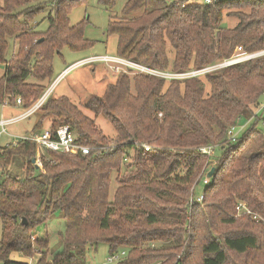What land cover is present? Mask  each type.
Wrapping results in <instances>:
<instances>
[{"label": "trees", "instance_id": "16d2710c", "mask_svg": "<svg viewBox=\"0 0 264 264\" xmlns=\"http://www.w3.org/2000/svg\"><path fill=\"white\" fill-rule=\"evenodd\" d=\"M88 1H2L0 105L20 99L29 107L52 79L56 55L94 46L84 38L85 21H69ZM116 3L99 0L109 12ZM106 35L117 37L119 58L168 73L200 70L237 47L264 51V0H124ZM8 38L17 49L6 61ZM262 106L264 55L184 80L118 74L102 97L84 104L93 118L67 97H48L34 130L46 121L52 130L69 126L78 144L105 150L38 156L24 139L0 148V263L29 264L11 260L16 253L38 255L34 264H85L105 244L108 254L125 253L117 264H264V108L254 115ZM99 117L111 125V140L96 129ZM243 120H251L246 136L230 141L227 131ZM203 147L216 154H201ZM18 166L21 176L8 170ZM123 168L131 173L119 178ZM211 169L201 204L190 203L192 187ZM239 203L260 221L236 217ZM55 214L64 230L52 244L46 227Z\"/></svg>", "mask_w": 264, "mask_h": 264}, {"label": "rangeland", "instance_id": "374dc122", "mask_svg": "<svg viewBox=\"0 0 264 264\" xmlns=\"http://www.w3.org/2000/svg\"><path fill=\"white\" fill-rule=\"evenodd\" d=\"M3 0H0V4H2ZM48 1V0H47ZM124 0H117L115 8L109 12L105 10L101 5H99V0H89L86 5H82L80 7H76L72 9L69 13V21L71 25H76L85 21L83 23V32L84 38L86 40H90L94 42V46L85 51L79 52H71L67 49L61 51L60 55H56L53 59V76L50 81L45 82V92H49L48 96L51 98H58L61 96L67 97L83 114L87 115L90 118L93 116L86 112L83 109L86 101L91 97L100 98L105 92V89L113 84L116 81L117 74L112 73L111 70L107 68L104 63L96 62V63H88L81 65L73 70L69 71L65 74L57 83L56 79L58 75H60L68 66L74 64L75 62L87 59L93 56H115L117 37L116 36H107L106 35V27L108 19L111 15L118 14L123 7ZM40 29L45 30L47 24L45 21H42L40 24ZM17 49V46L13 39H7V50L5 53V60L9 61ZM245 52V51H244ZM264 52V51H263ZM261 53V52H259ZM255 55H259L255 53ZM3 76V69L0 68V78ZM132 76V75H128ZM35 103V102H34ZM34 103H32L29 107L23 109L24 103L21 105H17L16 102L14 106H3L0 105V119H10L20 116L25 113ZM5 105V104H4ZM42 108V107H41ZM41 108L33 113L32 115L25 117L16 123H12L7 125L6 133L0 136V148L5 147L8 144H11L21 138L32 135V131L34 134H38L41 130H34L35 125H37L39 118L38 112ZM49 122H44L42 125V130L48 128L47 125ZM94 125L96 129L105 137L111 140L113 136V129L109 122L103 118L99 117L94 120ZM51 126V125H50ZM241 131L237 135V140H242L245 134L248 132V124L244 120L240 123ZM246 127V128H245ZM51 128V127H50ZM245 128V129H244ZM1 130V128H0ZM36 155L39 156L38 151L35 149ZM216 154V151L214 155ZM35 164L40 165L38 160ZM9 171H13L14 174L22 175L23 170L21 166L18 167H10ZM131 173V169L123 168L119 178L123 177L125 174ZM117 178L116 174L111 175V188L115 186V179ZM204 185L202 183L193 186L191 192L195 196H199L203 193ZM47 231L50 236L51 243L53 244L57 235L62 233L64 230V221L59 214H55L52 219L47 224ZM0 234H1V220H0ZM60 246H56L50 252L51 254H55L57 251H60ZM49 253V254H50ZM108 248L105 244L98 245L96 251L94 249L90 250L86 255L85 264H109L107 263L108 257ZM38 258L36 255L32 259V264L35 263V260ZM49 259L51 256L48 255ZM31 262V261H30ZM1 264V263H0ZM31 264V263H30Z\"/></svg>", "mask_w": 264, "mask_h": 264}, {"label": "built area", "instance_id": "2783aa9c", "mask_svg": "<svg viewBox=\"0 0 264 264\" xmlns=\"http://www.w3.org/2000/svg\"><path fill=\"white\" fill-rule=\"evenodd\" d=\"M206 4H210L214 0H204ZM264 55V54H261ZM261 55H255V54H246L241 47H237L234 50L233 55L226 60L219 61L211 66L205 67L200 70H193L189 72L184 73H168V72H162V71H156L149 68H146L144 66L138 65L134 62H131L129 60H125L122 58H119L117 56H93L89 57L87 59L75 62L74 64H71L68 66L56 79V83L69 71L73 70L74 68H77L81 65L88 64V63H96L101 62L104 63L109 70L112 71L114 74H126V75H135V74H144L149 75L157 78H161L164 80H184L189 78H195V77H202L205 74L212 73L215 71H218L220 69L226 68L228 66L250 60L252 58L261 56ZM49 92L44 93L40 99H38L25 113L21 114L18 117L10 118V119H1L0 120V136L2 134L6 133V127L9 124L16 123L17 121L28 117L38 111L45 101L47 100ZM17 105H21L22 101L20 99L16 100ZM6 106V103L5 105ZM264 106H262L260 109H258L254 115L256 116L260 111H262ZM253 118H251L252 120ZM250 120V121H251ZM248 121L247 124L250 122ZM262 127H264V120L261 123ZM241 131L240 124H237L232 126L227 131V137L230 141L234 142L237 138V135ZM30 142H33L35 144L36 150L38 152H42L43 150L56 152V153H62L67 155H81V156H89L92 155L93 157L99 156L103 151L105 150L104 147H88L86 145L78 144L76 141V138L69 126H60L55 130H52L50 127L43 129L38 134H32L30 136H26L24 138H21ZM134 146L138 149H142L145 152H149L152 147L149 145H140L137 143H134ZM214 147H203L200 148L199 151L201 154H204L208 157H211L214 155ZM209 182V178H207V175L204 176L202 183L203 185H207ZM203 200V195H199L197 197H192L190 199V203H197L201 204ZM242 215L250 216V218L253 221L259 222L260 218L257 217L254 214H251V212L244 206V204L239 203L236 206V217H240ZM124 252H117L113 254H109L107 257V263L109 264H117L121 261V259L124 257Z\"/></svg>", "mask_w": 264, "mask_h": 264}, {"label": "crops", "instance_id": "0c3cea01", "mask_svg": "<svg viewBox=\"0 0 264 264\" xmlns=\"http://www.w3.org/2000/svg\"><path fill=\"white\" fill-rule=\"evenodd\" d=\"M59 76V75H58ZM45 84V83H44ZM44 84H43V86H44ZM2 119V118H1ZM0 119V120H1ZM3 119H5V118H3ZM50 123L47 125V127H50ZM33 133L32 134H34V132H36V131H32ZM16 141L14 140V142H13V144L15 143ZM10 259L11 260H13V261H19V262H26V263H31L32 261L31 260H28V259H24V258H21L18 254H16V253H12L11 255H10ZM31 261V262H30ZM87 264V263H86Z\"/></svg>", "mask_w": 264, "mask_h": 264}, {"label": "water", "instance_id": "95a60500", "mask_svg": "<svg viewBox=\"0 0 264 264\" xmlns=\"http://www.w3.org/2000/svg\"><path fill=\"white\" fill-rule=\"evenodd\" d=\"M39 41H42V40H39ZM258 54L261 55V54H264V52H261V53H258ZM0 68L3 69L2 66H0ZM31 162H32V164L35 163L34 160H32ZM213 173H214V169H211V170L208 172V174H207V178H211V176L213 175ZM21 223L25 225V224H26V221H25V220H22Z\"/></svg>", "mask_w": 264, "mask_h": 264}]
</instances>
